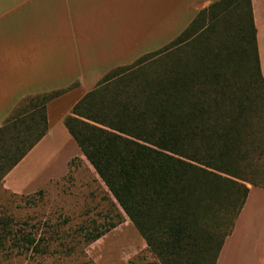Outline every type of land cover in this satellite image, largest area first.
Returning a JSON list of instances; mask_svg holds the SVG:
<instances>
[{"label": "trees", "instance_id": "trees-1", "mask_svg": "<svg viewBox=\"0 0 264 264\" xmlns=\"http://www.w3.org/2000/svg\"><path fill=\"white\" fill-rule=\"evenodd\" d=\"M245 6L243 45L226 52L214 37L217 23ZM237 57L264 81L252 1H214L163 48L107 72L64 119L83 155L167 264H216L246 203L249 180L235 166L242 139L221 115L234 87L227 70ZM64 92L28 96L5 119L0 185L45 136L47 104ZM209 222L215 228L203 229Z\"/></svg>", "mask_w": 264, "mask_h": 264}, {"label": "crops", "instance_id": "crops-1", "mask_svg": "<svg viewBox=\"0 0 264 264\" xmlns=\"http://www.w3.org/2000/svg\"><path fill=\"white\" fill-rule=\"evenodd\" d=\"M214 1L217 0H0V127L24 98L65 90L47 104V133L5 175L2 187L15 194L37 190L38 179L58 154L59 148H49L56 132L76 143L64 123L73 106L113 68L131 64L169 44L201 9ZM251 1L264 77V0ZM157 40L163 42L158 44ZM76 89H81V94L67 114L51 125L55 104ZM78 148L80 151L67 159L68 164L83 155ZM255 187L264 193L262 186L249 187L246 203L216 264H264V211H256V221L235 238L230 256L225 255ZM249 228L253 231L248 232Z\"/></svg>", "mask_w": 264, "mask_h": 264}, {"label": "rangeland", "instance_id": "rangeland-1", "mask_svg": "<svg viewBox=\"0 0 264 264\" xmlns=\"http://www.w3.org/2000/svg\"><path fill=\"white\" fill-rule=\"evenodd\" d=\"M247 12L245 6L238 15L233 13L223 22L218 21L213 36L224 43L226 52L243 45V18ZM185 50L192 58L189 43ZM238 60L227 70L234 87L228 91L227 108L221 115L234 123L242 139L236 145L235 166L249 182L262 186L264 81L245 60ZM74 91L55 104L51 125L67 114L82 92ZM54 138L49 148H59L58 154L38 179L37 190L15 194L0 185V264H167L165 256L148 244L87 158L76 156L68 164L67 159L80 151L76 143L59 131ZM49 177L53 178L47 183ZM249 182L248 187L255 185ZM248 201L238 233L227 243L226 258L235 238L256 221V211H264V193L258 187ZM215 224L205 223L202 228L211 230ZM252 231L249 228L248 232Z\"/></svg>", "mask_w": 264, "mask_h": 264}]
</instances>
